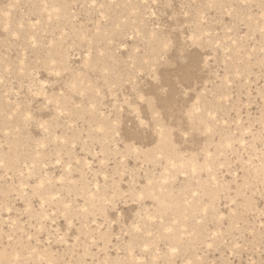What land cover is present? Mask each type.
Wrapping results in <instances>:
<instances>
[{"label":"rangeland","instance_id":"1","mask_svg":"<svg viewBox=\"0 0 264 264\" xmlns=\"http://www.w3.org/2000/svg\"><path fill=\"white\" fill-rule=\"evenodd\" d=\"M0 264H264V0H0Z\"/></svg>","mask_w":264,"mask_h":264}]
</instances>
